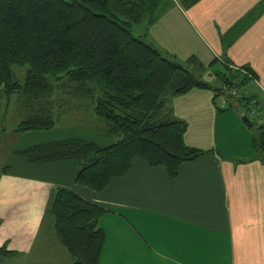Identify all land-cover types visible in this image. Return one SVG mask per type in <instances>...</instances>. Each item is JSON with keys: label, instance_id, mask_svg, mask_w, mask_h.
I'll use <instances>...</instances> for the list:
<instances>
[{"label": "crops", "instance_id": "obj_1", "mask_svg": "<svg viewBox=\"0 0 264 264\" xmlns=\"http://www.w3.org/2000/svg\"><path fill=\"white\" fill-rule=\"evenodd\" d=\"M262 1L199 0L186 5L173 0L163 10L160 4L153 21L145 16L132 29L177 61L200 70L209 82L214 60L250 65L264 92V11L240 32H232ZM256 87L253 90H259ZM259 92L264 108V93ZM227 100L220 105L215 88L209 87L168 97L162 115L185 121L187 144L207 151L183 163L175 178L166 167L137 157L125 175L96 191L76 182V160L23 154L25 158L14 162L17 169L0 172V247L7 244L17 252L10 256L21 258L37 250L38 259L44 253L38 241L59 250L52 228L45 233L44 227L50 194L61 185L107 209L100 220L107 232L102 264H264V154L256 152L240 105ZM235 104L236 112L226 110ZM78 107L82 114H92V105ZM91 123L106 134L108 125L95 112ZM68 131L34 145L91 136ZM106 135L100 145L113 141ZM88 139L98 143L97 137ZM110 241H119V249L106 251ZM61 255L56 261L58 256L44 253L36 264H71L70 254Z\"/></svg>", "mask_w": 264, "mask_h": 264}, {"label": "trees", "instance_id": "obj_2", "mask_svg": "<svg viewBox=\"0 0 264 264\" xmlns=\"http://www.w3.org/2000/svg\"><path fill=\"white\" fill-rule=\"evenodd\" d=\"M159 6L160 0H0V93L7 99L17 92L36 98L51 94L57 82L66 80L63 84L71 85L80 97H91L95 114L106 121V134L113 139L100 145L72 137L19 149L23 154L32 159H74L79 163L76 182L101 191L125 175L137 157L166 167L175 178L183 163L207 152L187 144L185 121L162 115L171 95L209 87L229 99L236 90L234 102L248 110L254 107L264 118L261 94L253 90L260 76L250 65L236 66L226 59L223 69L215 71L221 80L215 87L133 32L145 16L153 21ZM263 11L264 1L232 32L243 30ZM14 65L28 66L24 82L16 78ZM160 114L162 120H155ZM55 125L43 109L28 113L14 129ZM254 144L256 152L264 154V121L257 126ZM106 210L71 187L52 190L46 212L54 217L56 235L71 264H102L107 232L100 220ZM14 253L7 244L0 247V254Z\"/></svg>", "mask_w": 264, "mask_h": 264}, {"label": "rangeland", "instance_id": "obj_3", "mask_svg": "<svg viewBox=\"0 0 264 264\" xmlns=\"http://www.w3.org/2000/svg\"><path fill=\"white\" fill-rule=\"evenodd\" d=\"M172 1L173 0H160L162 10L169 7ZM179 1L184 2V0H179ZM134 32L136 33V31ZM147 43L158 48L164 55H167L171 59L176 60V58L173 55H170L168 52H165V50L162 49L163 46L162 48H160L157 47V45L154 44L153 42L147 41ZM211 64L212 65L210 67L211 70H209L210 71L209 74L212 77L210 78V82L212 85L216 87L221 84L220 82L221 80L218 78L216 74H213V72H215L217 69H223L224 65L218 60H214L213 63ZM184 66L190 69L191 71H193L194 73L201 75L200 70H194L187 64H185ZM27 68L28 66H20V65H14L13 67L16 78L21 82H24L25 75L27 73ZM203 77L206 80L207 77L206 76ZM65 81L66 80L61 79L59 82H57L51 94L36 98L30 95H24V93L17 92L13 94V96L10 99H7L5 95L0 93V172L3 170V168H9L11 170L17 169L14 162H17V160L20 158H25V156L20 150L28 146H33L35 143L42 142L43 140H47L51 137L61 136L60 134L64 131L74 130V131H78V134H83L82 131L89 132L91 136L86 137L84 139H88L90 137L93 138L97 137L98 143H103V140L104 138H106L107 135L102 133V130L99 128V126H96L93 123H91V117L94 114V106H95L91 97H86L83 100L78 101L76 93L74 92V88H72V86L67 83L63 84ZM255 83L256 84L254 86H257L259 90L263 92V90L258 85V83L261 85L260 78L258 79V81H255ZM215 91H216V97L218 98V103L220 105L222 102L229 103L225 95L221 93L222 91L217 90L216 88ZM235 96L230 98H232L233 101L237 102L236 98H234ZM78 103L92 105V109H91L92 114L89 115L90 112L82 114L79 111ZM235 108H237L236 104L230 106L226 110H232L236 112ZM43 109H47V111L51 113L52 117L56 119L57 123L55 127L51 129H32V130H27L25 132H17L14 129L17 126V124L21 121V119L27 116L28 113L40 111ZM242 110L243 111L246 110V112H248L249 115L258 123V125L264 121V118L263 119L259 118L260 114H258L255 111L254 107L248 110L247 106H243ZM156 119L162 120L161 114L160 116L155 117V120ZM257 123L253 126H248V131L249 133H251L253 137L257 133V126H258ZM228 125L233 126V123L228 122ZM108 139H112V138L108 136ZM57 186H61V185H57ZM47 217L49 218L46 219L44 231L45 233H47L49 232L48 229L50 227L52 228L54 237L57 239V242L60 245L58 247L59 250L54 248L55 246L53 244L44 241H38L37 245L38 247L39 245H41L44 253L52 256H58V258H55V260L61 261L62 258L60 257L62 256L61 255L62 253H66L67 255L69 254L56 235L53 215L49 212V216ZM44 238L45 235L44 236L41 235V239ZM110 243L112 246L110 247L108 245L106 247V251L110 249L113 252L114 249L115 250L119 249L120 247L119 241H110ZM16 253L17 252H15L14 254ZM14 254H10V255H14ZM38 254L39 251L37 250L34 254L27 257L22 256V258L20 256L11 257L9 254L6 255L0 254V257H2L3 259V261H0V264H28L29 262L30 264H36L37 260L41 262L43 257V255H40L38 259ZM118 256L119 258H121V251L118 252ZM104 262L105 264H108V261L105 260Z\"/></svg>", "mask_w": 264, "mask_h": 264}, {"label": "water", "instance_id": "obj_4", "mask_svg": "<svg viewBox=\"0 0 264 264\" xmlns=\"http://www.w3.org/2000/svg\"><path fill=\"white\" fill-rule=\"evenodd\" d=\"M242 119H243L244 123H246L248 126L253 125L252 120L250 119V117L247 114H243Z\"/></svg>", "mask_w": 264, "mask_h": 264}, {"label": "built area", "instance_id": "obj_5", "mask_svg": "<svg viewBox=\"0 0 264 264\" xmlns=\"http://www.w3.org/2000/svg\"><path fill=\"white\" fill-rule=\"evenodd\" d=\"M233 94H234V95H238V93H237L236 90H233Z\"/></svg>", "mask_w": 264, "mask_h": 264}]
</instances>
